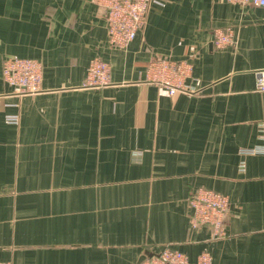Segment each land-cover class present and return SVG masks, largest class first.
Returning a JSON list of instances; mask_svg holds the SVG:
<instances>
[{"label":"crops","instance_id":"0c3cea01","mask_svg":"<svg viewBox=\"0 0 264 264\" xmlns=\"http://www.w3.org/2000/svg\"><path fill=\"white\" fill-rule=\"evenodd\" d=\"M234 42L218 48L215 29ZM6 56L38 59L41 89L17 94ZM99 56L110 84L85 86ZM186 62L192 91L147 80ZM264 6L152 0L124 47L96 0H0V260L137 264L170 245L199 264H264ZM19 117L17 122L9 116ZM199 187L230 198L227 235L189 224Z\"/></svg>","mask_w":264,"mask_h":264},{"label":"built area","instance_id":"2783aa9c","mask_svg":"<svg viewBox=\"0 0 264 264\" xmlns=\"http://www.w3.org/2000/svg\"><path fill=\"white\" fill-rule=\"evenodd\" d=\"M105 11L108 21L109 42L113 46H127L143 28L147 11L152 0H96ZM233 3L245 4L250 1L258 6H264V0H229ZM234 42L231 28L215 29L213 43L221 48ZM43 66L38 59L6 56L3 61V77L17 94H30L40 91ZM191 67L186 62L172 61L167 58H155L147 66V80L164 87L170 94L192 91L185 82ZM110 63L99 57H94L87 70L85 86L103 87L110 84ZM258 84L264 88V72L260 73ZM9 121L17 122L19 117L9 116ZM263 142L251 149L253 152L264 153V123L262 124ZM189 224L194 229L208 227L213 238L227 235V213L230 198L227 194L207 187H199L189 197ZM199 264H211L210 251H203L197 259ZM189 256L184 251L170 245L157 254H153L137 264H188ZM0 264H13L0 260Z\"/></svg>","mask_w":264,"mask_h":264},{"label":"rangeland","instance_id":"374dc122","mask_svg":"<svg viewBox=\"0 0 264 264\" xmlns=\"http://www.w3.org/2000/svg\"><path fill=\"white\" fill-rule=\"evenodd\" d=\"M40 88H41V85H40Z\"/></svg>","mask_w":264,"mask_h":264}]
</instances>
